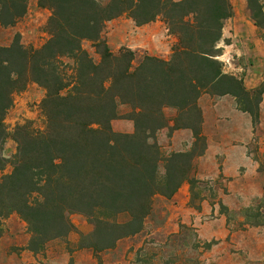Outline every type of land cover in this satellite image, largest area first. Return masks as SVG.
Listing matches in <instances>:
<instances>
[{
	"label": "trees",
	"instance_id": "trees-1",
	"mask_svg": "<svg viewBox=\"0 0 264 264\" xmlns=\"http://www.w3.org/2000/svg\"><path fill=\"white\" fill-rule=\"evenodd\" d=\"M27 1L0 0V24L12 26L24 16ZM245 1L253 25L264 31L263 0ZM38 5L50 10L45 43L26 47L16 35L0 47V171L11 167L0 177V217L18 215L30 233L26 249L37 253L74 231L70 215L81 214L93 225L89 235L80 236L86 241L81 247L100 253L143 229L156 196L169 199L182 183H197L194 159L206 150L200 96H233L254 126L264 81L249 91L223 70L219 43L224 21L233 15L229 0H110L105 5L38 0ZM123 14L137 25L160 17L176 37L170 58L146 55L134 67L128 48L111 52L102 31ZM83 42L91 44L98 60ZM29 83L44 90V128L29 120L17 124L11 135L16 149L7 159L4 119L13 95ZM121 105L130 109L125 116L119 114ZM167 108L176 111L171 119ZM118 118L132 121L133 132L114 131L111 122ZM163 128L190 130L191 150L162 157L156 136ZM195 240L193 249L200 255L202 246ZM172 243L173 237L164 247ZM191 259L198 264L197 256Z\"/></svg>",
	"mask_w": 264,
	"mask_h": 264
},
{
	"label": "rangeland",
	"instance_id": "rangeland-1",
	"mask_svg": "<svg viewBox=\"0 0 264 264\" xmlns=\"http://www.w3.org/2000/svg\"><path fill=\"white\" fill-rule=\"evenodd\" d=\"M97 1L105 5L110 0ZM229 1L233 15L224 21L219 60L225 73L239 77L244 87L252 91L264 81V31L253 25L245 0ZM262 4L264 11V0ZM49 16L50 10L40 7L38 0H28L24 16L12 26L0 24V47L10 45L18 35L24 46L39 48L48 39L45 24ZM250 29L253 39H258L262 50L257 49L256 59L248 62L245 55H240V51L253 50L255 44L253 40L240 39V34H248ZM102 37L114 54L122 47L131 50L134 67L146 55L170 58L172 46L176 42L175 35L169 32L160 17L137 25L126 14L107 21ZM82 46L94 60H98L89 42H83ZM65 62L68 60L65 59ZM208 96L212 95L200 96L203 97L198 101L200 108L207 103ZM43 97L44 90L34 83H29L24 90L13 95V104L4 119L8 131L3 148L5 158L9 159L15 152L16 144L11 135L17 124L29 120L37 128H44L45 119L40 109ZM129 111V107L119 106L120 115L125 116ZM175 113L171 108L165 110L168 119L173 118ZM117 121L129 122L132 128L128 133L133 132L132 121L118 118L111 124ZM112 128L117 129L114 125ZM188 131L192 137L191 131ZM173 133L168 128L157 133L156 143L162 157L187 152L192 148L193 138L186 141L181 137V141H178ZM252 133L250 142L240 146V155H248L256 164V170L247 171L242 167L240 180H234L219 172L212 173L210 166L202 167L200 171L195 164V157L192 176L197 183L192 186L188 182L182 183L169 199L156 196L149 215L143 221V229L119 240L114 248L100 253L81 247L86 241H82L80 236L93 231V225L81 214L70 215L74 231L65 237L48 241L37 253L26 249L30 233L18 215L13 213L0 217V264H197L191 259L195 256L198 257V264H264V95L259 104V119ZM163 165L161 163L159 167L161 174L164 172ZM10 171L11 167L6 165L0 171V177ZM182 225L188 229H182ZM180 230L181 234L174 237ZM172 237V245L164 247ZM195 237L202 246L200 255L193 249ZM205 243L210 244L208 249H204Z\"/></svg>",
	"mask_w": 264,
	"mask_h": 264
},
{
	"label": "crops",
	"instance_id": "crops-1",
	"mask_svg": "<svg viewBox=\"0 0 264 264\" xmlns=\"http://www.w3.org/2000/svg\"><path fill=\"white\" fill-rule=\"evenodd\" d=\"M235 30V29H234ZM252 29L248 34H240V39L253 40L255 48L241 50L240 55H245L249 61L256 59L257 49L262 50L257 38L253 39ZM223 36V31H222ZM237 35L234 33V37ZM230 44L229 46H231ZM242 69V67H239ZM200 97L198 101H201ZM205 99V97H204ZM207 103L201 107L203 123L202 134L206 138V150L203 155L195 159V164L201 171L204 167H212V173H222L226 178L240 180V170L242 167L247 171H254L257 169L256 164L252 159L242 153L240 155V146L246 145L252 138V121L247 113L238 111L236 102L233 96H208ZM116 132L128 133L131 131V124L129 122L123 123L117 121L112 124ZM173 137L181 141L183 137L186 141H191L192 137L188 130H175ZM203 167V168H202Z\"/></svg>",
	"mask_w": 264,
	"mask_h": 264
}]
</instances>
